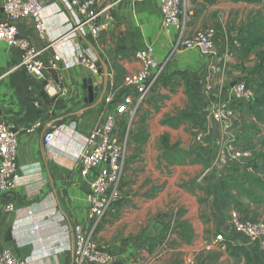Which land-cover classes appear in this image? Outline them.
<instances>
[{"label":"crops","instance_id":"1","mask_svg":"<svg viewBox=\"0 0 264 264\" xmlns=\"http://www.w3.org/2000/svg\"><path fill=\"white\" fill-rule=\"evenodd\" d=\"M98 1L114 19L101 16L102 31L95 44L83 38L74 41L78 49L98 57L101 65L96 75L82 63L65 68L61 61L53 69L50 61L55 50L47 38L37 35L33 21L28 19L21 24L20 33L44 48L48 61L49 84L38 89L18 68L21 49L0 40V123L16 128L14 133L19 138L17 187L0 193V243L26 264L73 263V253L68 249L71 229L76 223L85 228L90 225L88 191L92 179L81 172L78 147L102 126L108 113L115 111L116 103L106 99L121 98L124 77L142 68L137 52L151 47L157 60L171 57L167 72L188 73L194 85L193 109L186 120H176L171 119L176 114L169 108L155 111L144 104L136 122L140 121L146 131L141 134L134 130L119 198L96 231L101 246L113 253L109 264H264V250L246 246L240 236L227 234L233 212L256 216L249 196L222 189L218 183L222 179L242 182V170L222 178L203 176L219 134V127L205 113L209 101L205 87L211 83L219 91L242 77L247 60L234 54L233 45L229 69L223 72L214 66L220 63L228 35L239 34L236 25L242 20V5L255 6V13L262 6L232 0H191L185 34L218 27L217 50L204 54L199 49L176 48L180 30L164 24L162 0ZM245 31L246 26L242 34ZM89 77L100 87L98 96L85 88ZM158 93L156 90L154 95ZM160 93L164 98L174 97L169 88L162 87ZM37 122L40 127L28 131ZM61 124L70 126L46 145L43 134ZM200 125L209 131V140L204 143L191 135ZM239 128L245 133L244 125ZM187 129H191L190 135ZM163 136L170 138L174 148L167 149ZM9 202L17 208L32 209L38 216H48L35 229L25 213L21 216L5 210ZM220 232L227 234L228 249L206 250L205 243Z\"/></svg>","mask_w":264,"mask_h":264},{"label":"built area","instance_id":"2","mask_svg":"<svg viewBox=\"0 0 264 264\" xmlns=\"http://www.w3.org/2000/svg\"><path fill=\"white\" fill-rule=\"evenodd\" d=\"M161 12L163 22L167 26H177L180 38L176 48L183 50L199 49L204 54H211L215 47L218 27L213 25L193 35L185 34L187 21L192 13L191 0H162ZM102 15L110 20L111 13L101 9L98 0H58L46 3L43 0H4L0 12V40L9 46L21 49L22 55L18 68L22 69L31 79L47 87L48 61L44 57V48L31 43L21 35V24L30 19L40 38H47L55 53L50 61L51 67L57 69L58 62L65 68L74 67L78 63L86 65L95 75L99 73L98 57H91L75 44V39H88L96 43L102 27ZM63 16L64 19L61 18ZM234 54L229 38L225 41V49L215 69L226 72ZM142 68L124 77L125 92L118 100L108 97V103L115 102V111L108 113L102 126L84 138L78 147V163L84 176H90L91 183L89 220L85 228L76 223L72 227V240L68 249L73 253L72 264H109L113 261V253L101 246L96 238V231L102 220L107 216L112 205L119 198L123 176L134 137V122L150 96L155 93L156 86L168 71L171 60L169 56L159 61L155 58L154 49L149 47L136 54ZM209 95L206 115L219 127L215 138L213 154L203 176L222 178L242 170L254 173L257 166V154L243 140L238 138L241 131L238 123L243 111L249 109L251 101L263 96L257 86L240 77L216 91L213 84L206 85ZM123 124L120 126V121ZM76 125V121L71 122ZM70 125L61 124L43 134V142L50 145L60 137ZM40 127L33 124L28 131ZM207 127L200 125L195 131V140L204 143L209 140ZM18 146L19 138L9 129L6 123H0V193H8L18 183ZM7 212L24 213L33 221L38 229L48 215L38 216L32 209L17 208L13 202L5 206ZM59 211L53 212L55 215ZM229 235L240 236L246 246L264 250V217L242 216L233 212L229 217ZM220 232L214 240L205 243V249L212 251L215 247L227 250V235ZM26 260L15 256L12 249L0 243V264H26Z\"/></svg>","mask_w":264,"mask_h":264},{"label":"rangeland","instance_id":"3","mask_svg":"<svg viewBox=\"0 0 264 264\" xmlns=\"http://www.w3.org/2000/svg\"><path fill=\"white\" fill-rule=\"evenodd\" d=\"M241 11L242 20L236 25V29H238L239 35H242L243 28L246 26L248 18L255 13L256 9L255 6L252 5H242ZM228 36L231 46L232 44L235 45V36ZM263 53L264 46L258 45L253 49L252 55L246 61L247 65L243 68L244 72L241 75L242 77L249 79L252 76H255V80H258L260 74L254 72L255 67L259 63V58ZM187 76H174L170 75V72H167L163 79L160 80L156 86V90L159 91V93L157 95L153 94L152 96H150L145 102L146 106L151 109H154L155 111L160 109L161 107L169 108L171 112H174L176 114L171 119L179 120L183 118V120H186L187 118H189L191 110L193 109L194 85H187V80L188 78H190L189 75ZM162 87L165 89L169 88L170 92L173 93L174 97L170 98L167 95V97L164 98L165 95L160 93V89H162ZM179 91H181L184 95H181ZM261 101L252 106V108H249L247 111H243L238 122L240 125H244L245 129V133H243V131L240 132L238 138L240 140H243V144L253 148L257 154L256 171L254 173H246L242 171V174L240 175L242 178H244L242 179V182L246 185H248L249 181L253 178L260 177L264 179V123L257 116V114L254 113L255 110L260 109L262 107L263 102ZM134 125H136V128L133 127L134 130L140 131L141 134L144 133L143 131H146L145 126H142L140 124V121L136 122L135 120ZM190 130L191 129L186 130L189 135ZM191 135H193V137L195 138V132L191 131ZM163 137L164 138L162 142L165 143L167 149L174 148V143L171 144L170 138H168L167 136ZM176 143L178 144V142ZM219 182L221 183V180L218 181V183ZM251 189L258 196V198H256V201L258 202H254L253 200H251L253 206H256L253 212H255L256 216L264 217V191L254 186Z\"/></svg>","mask_w":264,"mask_h":264},{"label":"trees","instance_id":"4","mask_svg":"<svg viewBox=\"0 0 264 264\" xmlns=\"http://www.w3.org/2000/svg\"><path fill=\"white\" fill-rule=\"evenodd\" d=\"M232 1L235 3L243 2V3L257 4L262 6L260 10H258L248 19L245 33L242 35L238 34L237 36L234 37L238 43V46H236L237 45L236 43L235 45L232 44L234 46V54L237 55L240 59L247 60L252 55L253 49L256 46L258 45L264 46V0H232ZM254 73L260 74L258 80H255V76H252L251 78L247 79L248 82L256 85L258 91H264V53L260 56L259 63L255 67ZM170 75L187 76L188 74L186 71H176L170 73ZM187 85L193 86V82L191 78H188ZM263 98H264V94L262 97L251 101L249 108H252V106H254L255 104H257L262 100L261 101L263 102L262 107L260 109L255 110L254 113L257 114V116L264 123ZM220 186L222 189L225 190L234 189L238 192V194L248 195L251 198V200H253L254 202H258L256 201V198H258V196L254 193V191L251 188L254 186L264 191V179L260 177L253 178L249 181L248 185H246L243 182H239L237 180L222 179Z\"/></svg>","mask_w":264,"mask_h":264},{"label":"water","instance_id":"5","mask_svg":"<svg viewBox=\"0 0 264 264\" xmlns=\"http://www.w3.org/2000/svg\"><path fill=\"white\" fill-rule=\"evenodd\" d=\"M213 49H214V50H217L216 46H215ZM97 65L100 66V65H101V62L98 61ZM103 66L107 69V65H103ZM31 80H32V81H31L32 84H33L36 88H38V89H42V88H44V85H43L42 83H40V82H38V81H36V80H33V79H31ZM93 84H94V78H93V77H89L88 80H87V83L85 84V88H87V89L89 90L90 93H91V92L93 93V91H94L95 95L98 96V95H99V89H100V87H99V85L94 86ZM103 97H104V92L100 95V97H99V101H101V100L103 99ZM92 100H93V99H92ZM9 129H10L11 131H13V132H16V131H17L16 128H13V127H10V126H9Z\"/></svg>","mask_w":264,"mask_h":264}]
</instances>
